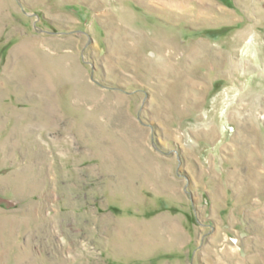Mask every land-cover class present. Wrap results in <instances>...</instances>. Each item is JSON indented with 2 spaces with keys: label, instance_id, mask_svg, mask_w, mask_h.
Instances as JSON below:
<instances>
[{
  "label": "rangeland",
  "instance_id": "obj_1",
  "mask_svg": "<svg viewBox=\"0 0 264 264\" xmlns=\"http://www.w3.org/2000/svg\"><path fill=\"white\" fill-rule=\"evenodd\" d=\"M0 264H264V0H0Z\"/></svg>",
  "mask_w": 264,
  "mask_h": 264
},
{
  "label": "bare ground",
  "instance_id": "obj_2",
  "mask_svg": "<svg viewBox=\"0 0 264 264\" xmlns=\"http://www.w3.org/2000/svg\"><path fill=\"white\" fill-rule=\"evenodd\" d=\"M129 15V14H128Z\"/></svg>",
  "mask_w": 264,
  "mask_h": 264
}]
</instances>
